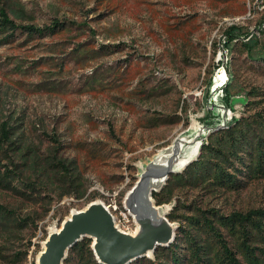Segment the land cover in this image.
<instances>
[{
  "label": "rangeland",
  "instance_id": "rangeland-1",
  "mask_svg": "<svg viewBox=\"0 0 264 264\" xmlns=\"http://www.w3.org/2000/svg\"><path fill=\"white\" fill-rule=\"evenodd\" d=\"M0 9L19 27L58 22L63 28L44 38H29L21 29L0 35V42L10 39L0 43V123L22 132L31 157L44 159L56 150L59 158L75 161L89 184L84 197L60 201L41 178L32 177L35 189L23 196L0 188L1 205L19 219L35 220V227L0 232L7 256L0 264H36L49 230L93 201L132 234L135 227L125 220L120 201L151 160L176 139L196 135L207 93L215 94L209 87L220 66V45L228 55L232 111L239 118L252 114L248 91L264 98V65L248 60L240 47L256 39L257 51L263 48L264 0H0ZM233 26L236 38L224 40ZM215 104L212 112L219 114L223 103L218 98ZM5 150L1 172L14 169L10 162L19 164ZM197 153V143L184 146L174 171ZM19 167L13 184L27 192L22 185L30 173ZM198 194L177 191L160 207L169 215L178 201ZM210 202L222 213L264 209V179ZM29 241L26 257L17 261Z\"/></svg>",
  "mask_w": 264,
  "mask_h": 264
},
{
  "label": "trees",
  "instance_id": "trees-1",
  "mask_svg": "<svg viewBox=\"0 0 264 264\" xmlns=\"http://www.w3.org/2000/svg\"><path fill=\"white\" fill-rule=\"evenodd\" d=\"M19 29L29 38L51 37L63 30L58 22L42 29L31 25L19 27L4 9H0V35L13 34ZM235 29L233 26L227 31L230 41L236 38ZM240 47L248 60L258 61L259 67L264 65V46L257 51L256 39L241 43ZM246 95L254 98L246 104L252 114L235 120L227 129L212 133L197 160L181 173L171 174L160 192H153L156 205L169 204L177 191H198L199 194L189 202L178 201L167 215L169 221L178 224L174 241L167 247H159L153 259L142 258L132 264H264V209L222 213L210 205L211 199L239 192L247 181L264 179V98L259 99L257 90L248 91ZM225 96L229 104L228 88ZM4 147L19 164L10 162L13 170H0L1 189L21 196L29 194L35 189L32 179L35 177L44 179V186L57 201L65 197L78 199L87 194L89 184L75 161L59 158L56 150L44 159L31 157V148L24 142L22 132L2 122L0 154L7 155ZM19 165L30 173L28 183L22 185L27 192L13 184L19 178L16 173ZM180 210L184 214H179ZM32 225L35 227V220L30 216L19 219L14 210L0 204V232L12 234V228L21 230ZM31 245L29 241L15 259L25 258ZM90 246L88 238L75 244L69 250L65 264L70 259L75 260V264H98ZM2 249L0 247V257L4 259L7 256Z\"/></svg>",
  "mask_w": 264,
  "mask_h": 264
},
{
  "label": "water",
  "instance_id": "water-1",
  "mask_svg": "<svg viewBox=\"0 0 264 264\" xmlns=\"http://www.w3.org/2000/svg\"><path fill=\"white\" fill-rule=\"evenodd\" d=\"M228 39V35L224 36V40ZM224 50V46L220 45ZM222 51L217 54L215 60L217 66L212 81L210 82L209 93H215L214 97L206 96V107L204 109V117L202 124L196 128V135L191 141L185 137H180L175 142L165 148L163 152L158 154L146 166L144 171L139 175L137 182L129 192H133L139 182L151 177H147L155 171V163L159 158L166 156L171 147L179 140L186 142L182 143L180 150V158H182V150L186 145L198 144L197 155L190 159L181 170H168L165 174L158 176V182L151 187L148 192V204L152 208V215L158 221V224L153 230L143 232L135 237L132 234L122 232L112 219L109 210L100 201L89 203L84 209L76 210L63 220L59 229H50L48 235L43 242V250L38 254L36 264H65L69 250L84 238L91 240V250L98 264H132L133 262L142 259H153L155 251L159 247L169 246L175 239L178 224L169 221L167 212H163L161 205H156L152 194L160 192L166 185L171 174L181 173L188 165L197 160L200 150L207 143L208 137L219 130L229 128L235 120L239 118L237 111H232V107L225 101V90L229 82L228 72V55L227 51ZM222 93H224L222 95ZM219 100L223 103L220 107L219 114H213L212 106ZM231 99V98H230ZM209 116H213L209 119ZM128 192V193H129ZM164 205V204H163ZM168 209V208H167Z\"/></svg>",
  "mask_w": 264,
  "mask_h": 264
},
{
  "label": "bare ground",
  "instance_id": "bare-ground-1",
  "mask_svg": "<svg viewBox=\"0 0 264 264\" xmlns=\"http://www.w3.org/2000/svg\"><path fill=\"white\" fill-rule=\"evenodd\" d=\"M183 142L186 141L179 140L176 144L171 147L170 151H168L166 156L159 158L158 161L155 163V171L147 175V177L149 176L151 178H146L139 182L137 188L133 192L131 191L127 193L125 197L123 196V201H120L122 202V205L125 209V213L123 214L125 220L130 221L135 227L133 231V237L143 232H149L157 226L158 221L154 219L152 215V208L148 204L147 191L157 184L158 179L155 178L165 174L168 170L174 171L175 166H177L180 162L179 156ZM109 213L111 214L112 219L114 220L115 214L113 215L111 211H109Z\"/></svg>",
  "mask_w": 264,
  "mask_h": 264
},
{
  "label": "built area",
  "instance_id": "built-area-1",
  "mask_svg": "<svg viewBox=\"0 0 264 264\" xmlns=\"http://www.w3.org/2000/svg\"><path fill=\"white\" fill-rule=\"evenodd\" d=\"M125 212H123V214H124Z\"/></svg>",
  "mask_w": 264,
  "mask_h": 264
}]
</instances>
